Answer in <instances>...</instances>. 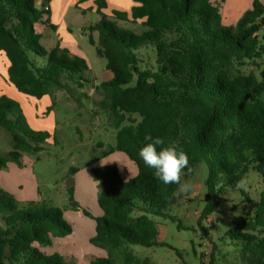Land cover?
<instances>
[{"label":"trees","instance_id":"1","mask_svg":"<svg viewBox=\"0 0 264 264\" xmlns=\"http://www.w3.org/2000/svg\"><path fill=\"white\" fill-rule=\"evenodd\" d=\"M134 1L129 12L112 10L111 17L140 20L145 27L140 33L117 28L101 11L104 0H95L100 18L89 26L98 31L96 53L105 57L110 72L93 87L113 116L114 148L137 168L128 180L121 179L114 164L92 169L102 186L97 195L102 214L95 218L89 241L107 255L89 264H142L125 251L128 244L169 246L159 239L155 217L176 219L167 207L179 187L162 184L139 158L146 134L178 143L189 158L183 174L206 165L200 225L251 169L264 181V0H252L233 25L221 22L211 0ZM34 2L0 0V51L8 61L7 80L36 98L53 87H66L61 77L83 87L90 81L84 58L70 56L58 45L45 49L39 44L36 28L54 24L50 0L39 6ZM89 40L94 42L91 36ZM146 49L154 52L153 61L142 55ZM0 126L13 140L12 150L0 155V169L22 151H39L49 136L28 128L17 103L3 94ZM240 192L253 213L234 218L226 231L238 257L234 264H264V189L256 199ZM71 232L59 208L33 202L21 207L0 189V264H67L60 252L39 245Z\"/></svg>","mask_w":264,"mask_h":264},{"label":"rangeland","instance_id":"2","mask_svg":"<svg viewBox=\"0 0 264 264\" xmlns=\"http://www.w3.org/2000/svg\"><path fill=\"white\" fill-rule=\"evenodd\" d=\"M62 1L53 0L51 4L54 28L37 27L40 33L38 42L45 49L58 45L66 48L70 56L84 58L87 64L85 73L90 81L79 88L61 77L66 87H53L49 93L36 98L17 91L7 80L8 61L0 51V94L17 103L28 128L49 134L39 151H22L17 160H9L7 166L0 169V189L21 207L33 202L38 206L43 204L47 208H59L63 218L71 225L72 232L64 237H52L50 245H39V248L47 252L57 250L67 264H89L91 259L107 255L105 249L89 241L94 234L95 218L102 214L97 203L102 186L92 169L114 164L121 179L128 180L136 174L137 168L125 153L114 148L116 129L113 116L103 105L101 92L93 87L110 77L105 68V57L96 53L98 31L89 28L100 18L95 0H75L68 6ZM251 1L211 0L225 25H233ZM104 2L105 7L101 11L108 19L114 20L112 10L126 11L113 7L114 3L123 7L120 4L123 1ZM114 22L117 28L136 33L145 29L140 20ZM90 36L93 43L89 40ZM142 55L151 61L155 58L150 49L143 50ZM244 70L247 71V67ZM12 147L9 132L0 126V155L6 156ZM206 176L204 163H200L190 174L182 173L181 182H188L191 189L181 192L178 188L171 197L167 211L176 219L155 217L159 239L169 246L128 244L125 251L132 253L142 264L236 263L237 253L226 231L232 226L234 218L244 219L252 215L253 206L245 201L240 191L256 199L264 189L263 178L251 169L243 178L247 181L246 188L228 189L214 212L200 225L197 220L204 204ZM71 179L73 184L67 188L66 181ZM83 210L90 216L85 215Z\"/></svg>","mask_w":264,"mask_h":264},{"label":"clouds","instance_id":"3","mask_svg":"<svg viewBox=\"0 0 264 264\" xmlns=\"http://www.w3.org/2000/svg\"><path fill=\"white\" fill-rule=\"evenodd\" d=\"M138 156L146 167L154 170V177L162 184H175L181 192L190 191L191 185L188 182H181L183 170L189 168V158L177 142L146 134ZM101 164L104 163L101 161ZM246 184V179H241L235 183V188L245 189Z\"/></svg>","mask_w":264,"mask_h":264},{"label":"crops","instance_id":"4","mask_svg":"<svg viewBox=\"0 0 264 264\" xmlns=\"http://www.w3.org/2000/svg\"><path fill=\"white\" fill-rule=\"evenodd\" d=\"M63 1H64V5L65 6L72 5L75 2V0H63ZM121 1H123V2L120 3ZM40 2H41V0H37L36 6H39L40 5ZM52 2H53V0H50V2H49L50 11H51V4H52ZM116 2H118V0H116ZM120 2L119 3L122 4L123 7H121L118 3L117 4L114 3L113 7H116V8H119L120 7L121 9H125L127 12H129L130 11V8L135 4V1L134 0H120ZM51 15H52V12L50 14V19H51ZM40 26L41 27H45V26H42V25H40ZM36 29H37V31H39L38 28H36Z\"/></svg>","mask_w":264,"mask_h":264},{"label":"water","instance_id":"5","mask_svg":"<svg viewBox=\"0 0 264 264\" xmlns=\"http://www.w3.org/2000/svg\"><path fill=\"white\" fill-rule=\"evenodd\" d=\"M72 184H73V180L71 179V180H67L66 181V187L68 188V187H71L72 186ZM72 204V206L73 207H75L76 206V204L75 203H71Z\"/></svg>","mask_w":264,"mask_h":264}]
</instances>
